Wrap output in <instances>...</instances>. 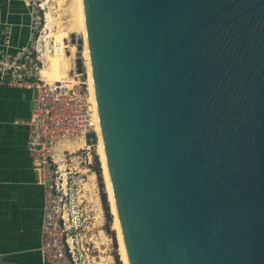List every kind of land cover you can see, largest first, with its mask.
<instances>
[{"label": "water", "instance_id": "1", "mask_svg": "<svg viewBox=\"0 0 264 264\" xmlns=\"http://www.w3.org/2000/svg\"><path fill=\"white\" fill-rule=\"evenodd\" d=\"M83 5L129 264H264V0Z\"/></svg>", "mask_w": 264, "mask_h": 264}, {"label": "built area", "instance_id": "2", "mask_svg": "<svg viewBox=\"0 0 264 264\" xmlns=\"http://www.w3.org/2000/svg\"><path fill=\"white\" fill-rule=\"evenodd\" d=\"M20 2L29 12L30 37L26 44L14 46L12 27L0 25V86L29 90L34 94L35 107L24 124L28 128L27 152L32 170L36 183L44 190L39 252L45 264H86L89 254L94 262V244L84 240L78 221L70 220L69 205L73 201L68 200L67 186L72 183L65 177V183L60 185L56 153L58 145L66 140L84 142L85 146L74 154L95 147L87 144L88 135L95 134L98 141V121L88 79L85 81L84 72L78 74L75 66L69 78L60 82L44 77L45 57L56 55L55 43L41 53L42 8L33 0ZM63 153L71 154L68 150ZM74 202L77 201L74 199Z\"/></svg>", "mask_w": 264, "mask_h": 264}, {"label": "crops", "instance_id": "3", "mask_svg": "<svg viewBox=\"0 0 264 264\" xmlns=\"http://www.w3.org/2000/svg\"><path fill=\"white\" fill-rule=\"evenodd\" d=\"M7 0H0V7ZM29 12L20 0L0 9V25L12 27L14 46L30 37ZM35 107L29 90L0 86V264H45L39 252L44 205L27 152L24 124Z\"/></svg>", "mask_w": 264, "mask_h": 264}, {"label": "rangeland", "instance_id": "4", "mask_svg": "<svg viewBox=\"0 0 264 264\" xmlns=\"http://www.w3.org/2000/svg\"><path fill=\"white\" fill-rule=\"evenodd\" d=\"M33 2L36 6L42 8L40 9L42 25L39 36L42 54L46 52L47 48L53 46L55 36L58 37V33L62 29L69 33V36L70 34L80 32L76 23L79 12L78 0H33ZM47 12L51 13L56 23L50 30H46L45 34ZM28 17L29 23H31L30 16ZM46 36L48 38H44ZM63 43L65 47H68L65 50L67 53L65 56L68 59L67 62L70 70V68L75 66L77 49L76 46L70 43L69 37L63 39ZM49 56L46 63V76L50 80L68 78V74L64 75L60 71L61 64L58 59L59 57L52 54ZM86 67L84 65L83 79L85 81L89 79L88 69ZM66 143L75 144V147H78L77 140L74 139L63 141L58 145L59 148L57 147L56 152L58 154L57 166L60 167L59 171L61 175L58 174L57 176L61 177L58 180L60 185L65 183V177H69V182L71 181L72 184L67 186L68 200L73 201L69 205L70 220L71 222H74V220L78 221V224L82 228L81 235L84 237V240L90 242L92 246L93 244L95 246L96 253L93 254L95 257L94 262H92V254H89L88 259H86V264H123L120 259L117 232L113 229L114 217L104 182L98 150L99 146L95 145L90 150L85 148L84 151L74 154L71 150L66 149L69 146L60 147ZM65 149L70 151L71 154H62V152L66 151ZM74 199L77 201L76 203ZM106 207H108V211Z\"/></svg>", "mask_w": 264, "mask_h": 264}, {"label": "bare ground", "instance_id": "5", "mask_svg": "<svg viewBox=\"0 0 264 264\" xmlns=\"http://www.w3.org/2000/svg\"><path fill=\"white\" fill-rule=\"evenodd\" d=\"M77 3L79 5V12H78V18H77L78 21H76V23H77V25L79 27L78 29H80V32H78L76 34L81 35L83 37V39H84L83 59L85 61L84 60L83 61H84L85 67H86V64H87L86 68L88 69V78H89L88 79V81H89L88 85L90 86V91H91V95H92V101L94 103V107H95L96 115H97V121H98L97 131H98L99 138H98V142H97L96 146H99L98 150H99L100 161H101V165H102V169H103L104 182L106 184V190H107V193H108V199H109V202H110V205H111L112 214H113V217H114L113 229L116 230V232H117V239H118L119 247H120L119 248L120 259L123 262V264H129L128 258H127V254H126L124 239H123V235H122V230H121V226H120V221H119V217H118V213H117V209H116V205H115L112 184H111L109 171H108V164H107L106 155H105V151H104L102 132H101L100 122H99V118H98V112H97L98 109H97L96 95H95L94 82H93L92 66H91L90 53H89L88 42H87V32H86V23H85L83 0H78ZM47 13H46L45 34H46V30H50L51 27L53 25H55V23H56L54 21L53 16L51 15V13L50 12H47ZM73 26H74V22H73ZM68 37H69V33H67L65 30L63 31V29H62L58 33V37L55 36V41L54 42H55V48H56V55L59 57L58 59H59V62L61 64L60 71L64 75L68 74V78H69V76H70L69 72H70L71 68L69 70L68 62H67L68 59L65 56V55H67L65 50L68 47H65L64 43H63V39L68 38ZM44 38H48V36H46ZM56 55H54V56H56ZM49 57H50L49 55H47L45 57V62H44V66H43V69H42V74L46 78H48L46 76V73H45L46 69H47L46 68V63H47V60H48ZM51 81L60 82L61 80H51ZM77 144H78V147H75V144H69V143L62 144L60 147L69 146L66 149L71 150V152L73 153L79 147L82 148V146H85L84 142L77 143Z\"/></svg>", "mask_w": 264, "mask_h": 264}, {"label": "trees", "instance_id": "6", "mask_svg": "<svg viewBox=\"0 0 264 264\" xmlns=\"http://www.w3.org/2000/svg\"><path fill=\"white\" fill-rule=\"evenodd\" d=\"M104 202H105V200H104ZM106 210L108 211V207H106Z\"/></svg>", "mask_w": 264, "mask_h": 264}]
</instances>
